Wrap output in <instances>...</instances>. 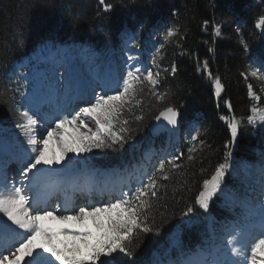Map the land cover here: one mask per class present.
Here are the masks:
<instances>
[{
  "label": "trees",
  "instance_id": "16d2710c",
  "mask_svg": "<svg viewBox=\"0 0 264 264\" xmlns=\"http://www.w3.org/2000/svg\"><path fill=\"white\" fill-rule=\"evenodd\" d=\"M113 8L105 12L99 0H0V130L5 134L23 122L20 116L22 97L26 89L20 77L24 68L19 67L23 59L30 60L43 47L77 45L97 53L110 56L117 62L120 50L131 37L137 58L151 63L155 48L163 40L168 27L176 26L179 33L170 39L158 58L164 73L160 90L170 89L173 93L169 103L179 107L181 124L180 138L176 142L177 162L184 167L173 174L167 185L160 189V198L149 213L153 231L140 233L134 242L131 256L114 254L112 264H161V261H176L180 252H189L197 247L214 243L207 227V213L215 217L216 236L227 240L225 229L231 220H240L241 211L228 210L218 205V196L210 201L205 211L195 204L204 179H209L218 163L224 162L226 151L233 155L229 161L239 164L248 161L254 166L250 190H245L249 203L257 199L262 179L260 169L264 167V128H254L247 123L251 107L255 105L248 95L247 84L264 97L260 82L251 75L245 80L242 73H250L256 63L264 57V40L260 38L255 24L264 14L262 0H105ZM99 13V15H97ZM208 20L205 27L203 21ZM216 24L220 35H214ZM243 39L247 45L240 43ZM138 45V47H137ZM209 48L212 51H209ZM208 61V70L203 62ZM175 63L177 71H170ZM198 65L199 70H198ZM152 67V64H151ZM125 72L121 71V76ZM219 76L224 87L221 97L216 96L214 78ZM263 83V82H262ZM141 106H133L132 112L125 111L122 119L129 121L132 138L123 148H93L81 153V159L91 168H119L126 173L138 170L137 165L148 171V176L158 168L162 155L171 151L172 143L166 141L165 133H155L148 127L167 106L151 96L147 86L138 95ZM229 101L232 109L225 104ZM258 105L264 107L262 99ZM235 116L241 121L237 139L231 148L225 145L231 140L227 122L221 116ZM135 116H143L137 121ZM199 130V139H204L211 149L194 154L196 159L187 162V149L191 135ZM190 132L187 136L186 133ZM8 135V134H6ZM199 140L197 142L198 144ZM151 148L149 158L145 152ZM171 159V158H169ZM203 169L204 171H201ZM147 176V177H148ZM185 181L187 183H185ZM226 184L232 183L226 174ZM243 188V186H242ZM136 188H132L134 191ZM256 189V190H254ZM243 191V190H240ZM167 193L165 195L164 193ZM191 205L194 211L184 215ZM138 245V246H137Z\"/></svg>",
  "mask_w": 264,
  "mask_h": 264
},
{
  "label": "snow or ice",
  "instance_id": "6c2138e0",
  "mask_svg": "<svg viewBox=\"0 0 264 264\" xmlns=\"http://www.w3.org/2000/svg\"><path fill=\"white\" fill-rule=\"evenodd\" d=\"M100 4L105 12L113 8V4L106 3L105 0H100ZM203 25L207 27L209 21L204 20ZM255 27L264 29V14L259 16ZM220 32V25L216 24L214 35L218 36ZM178 33L176 26L166 29L163 34L165 43L155 48L152 55V67L130 64L125 74L109 91L95 94L92 99L84 101V106L79 107L78 111L68 110L67 114L54 116L49 121L50 126L46 129V134H38V121L28 110L20 112L23 122L17 123L16 127L25 136L28 145L21 159V186L9 188L5 184L4 189L0 190V214L15 225V228L7 225L5 227L18 239L0 252V264H112L110 258L114 254H133V244L140 233L153 231L149 223V213L155 207L154 201L160 198V189L167 187L161 181L171 180L173 174L184 167L177 162L184 156L183 152L171 159L161 160L158 168L148 176L147 182H142L134 191L122 192L119 197L99 206L89 205L79 207L78 210L66 208L68 214L60 216L55 215V210L48 211L39 203L33 204L26 194L24 181L27 180L31 184L37 173L46 171L43 165L59 164L70 152L79 155L91 152L93 148H123L132 138L133 130L129 121L122 117L125 111L132 112L133 106L142 105V100L137 97L144 91L145 86L156 102L167 104L155 119L163 120L175 128L179 122L180 110L177 105L169 103V97L173 95L171 90H160L163 74L169 69H162L158 58H162L165 44ZM261 34L264 35V32ZM240 43L247 51V43L243 39ZM209 51L212 49L209 48ZM128 60L134 62L137 57L130 55ZM199 67L198 65V70ZM203 69L208 71L209 78H212L207 60L203 62ZM170 71L173 74L177 71L175 63L171 65ZM262 71L264 57L261 58L260 67H253L250 73L245 72L242 75L245 80L249 75L259 76L264 80V76L260 75ZM214 84L216 95L219 96L223 88L219 76L214 78ZM247 89L248 95L254 100L264 99L253 90V84L248 83ZM225 104L231 111L232 104L229 101H225ZM251 113L252 115L247 117V123L255 125L258 117L260 125L264 127V109L253 105ZM135 119L142 121L144 117L135 116ZM220 119L225 120L230 129L231 140L225 145L230 149L237 139L241 121L234 115L221 116ZM89 123L95 126L94 130L89 127ZM66 125H71L78 131L83 128L84 131L73 137L64 132ZM199 136L200 132L196 130V134L190 137L186 158L189 163L196 159L194 154L202 153L205 148L211 149V145L206 144L204 139H199ZM54 139L60 146L59 155H49V144ZM198 140V144L194 143ZM232 155L231 150L226 151L224 162L218 163L211 177L203 180L201 190L195 197V204L205 211L209 209L210 201L214 197L225 192L226 174L231 167L229 161ZM261 171L260 190L256 193L259 198V227L262 229L259 236L252 237L250 233L234 230L228 235L225 252L221 253L219 248L209 243L207 247H199L189 252L181 251L179 258L169 261L168 264H264V167ZM164 194L167 195L166 192ZM245 207L250 215H257L248 201H245ZM193 211L194 208L189 205L184 215ZM74 225L78 226L79 230H74Z\"/></svg>",
  "mask_w": 264,
  "mask_h": 264
},
{
  "label": "rangeland",
  "instance_id": "374dc122",
  "mask_svg": "<svg viewBox=\"0 0 264 264\" xmlns=\"http://www.w3.org/2000/svg\"><path fill=\"white\" fill-rule=\"evenodd\" d=\"M130 42L131 37L123 43L120 50L121 55L118 64L115 63L116 61L114 59L107 55L102 56L97 53L88 55L87 49L79 48L78 46L58 48L48 46L41 48L33 58L25 60L21 65V68H24L25 70L23 71L24 74L20 77V80L23 82L22 84L26 89V93H24V95L22 94L23 99L20 112L28 110L30 115L34 119H37V121L42 119L37 125L38 134H46V129L50 126L49 120L51 121L56 115L67 114V111L70 110V108L67 109L65 107L67 103L66 100V103L63 102L64 100L58 101V98L61 100L62 95L64 96L67 90L73 91L82 85L83 88H88L92 95L89 98L90 100L95 94H104L114 87L116 82L122 77L121 71L123 70L126 72L130 64L135 63L136 66L151 67L149 61H143L138 58L134 62L128 60V56L130 55L137 57V52ZM254 67H260V62L256 63ZM260 75L264 76V71H262ZM255 78L260 82L258 87L260 89L264 88V80H261L259 76ZM262 93L264 96V91H262ZM34 95L42 96L48 103L52 102V106L55 108L53 109L54 111L49 110L51 109V106L49 109L46 108L45 111L41 110L45 119L39 114L34 113V108H32L35 106L33 102ZM65 95L68 101L71 95ZM250 98L253 99L252 97ZM260 101L261 100H254L256 103L255 106L264 109L261 104H257ZM83 106L84 103L80 104V106H76L74 111H78L79 107ZM253 126L254 128L261 126L258 117L257 123ZM89 127L94 130L95 126L89 123ZM81 131H84V129L81 128L78 131L71 125H66L64 127V132L73 137L79 136ZM5 132L4 129L0 130V153L4 156L0 165V190L4 189L5 184H7L9 188L13 186H21V159L24 151L28 149L26 138L21 133L20 129L14 127V129H10V131L6 133L8 135H6ZM176 138H178L177 134L173 136V139ZM59 153L60 146L54 139L49 144V155H59ZM88 166L89 165L81 159V154L77 155L70 152L68 157L59 164L54 163L52 165H43L42 167L46 171L37 173L31 184L27 180L24 181L26 194L29 196L28 193L31 187L42 188L43 185L47 184L46 189L48 188V191L53 193V198L47 205L43 204V201L38 203L41 207H46L48 211L55 210V215L60 216L68 214V212L65 211L66 208H76L78 210L79 207H88L89 205L99 206L108 203L114 200V198L119 197L122 192H127V189L131 187V182L125 181L126 185L121 182L123 178H121L122 176L117 169L95 170ZM261 170L262 168L260 169V172H262ZM227 174L231 177L237 178V183H243L244 188L251 191L249 180L252 178L253 172L250 169L248 172L245 170L243 175L242 173H238L235 163H231V167ZM144 176L145 175H143V172L141 171L136 172L134 176L132 174L131 178L134 179L136 184H141L146 180V177ZM101 179L105 181L108 180L109 182L111 180L113 182H118L119 187L113 191L112 194L106 195L96 193L93 191V188ZM260 181L261 179L259 180V183ZM79 189H82L83 191L78 192ZM71 191L74 192L72 194V201L62 207L60 205V192L68 195ZM225 191H227V187H225ZM244 191L242 192L243 194L246 193ZM234 195H238V197L242 196L237 192L236 188H233V195L226 194L225 198H230ZM258 204L259 202L251 206L256 210L257 215H250L249 210L245 207L243 212L245 218L244 223L240 226L231 224V227L226 232L227 235L233 233L235 230L250 233L252 237H258L262 231L259 227ZM50 223L58 224V222ZM5 225L15 228V225H12L11 221L7 220V217L0 214V244L6 248L11 242L18 238H16L13 233L9 232ZM73 228L74 230H79L78 226L74 225ZM69 243H71V241H69ZM214 245L220 249L221 253L227 250V244L223 243L218 238L215 239Z\"/></svg>",
  "mask_w": 264,
  "mask_h": 264
},
{
  "label": "bare ground",
  "instance_id": "6f19581e",
  "mask_svg": "<svg viewBox=\"0 0 264 264\" xmlns=\"http://www.w3.org/2000/svg\"><path fill=\"white\" fill-rule=\"evenodd\" d=\"M84 83V82H83ZM76 93H78V91L77 92H75V94ZM65 94H67V92L65 93ZM64 94V96L62 95V99L60 100L59 98H58V101H63V102H65V100H66V105H65V107L68 109V108H72L71 109V111H74V109L76 108V106H80V104H79V102H77V99H73V100H71L70 102H68L67 101V98H66V95ZM87 95H89L87 98H86V100H89V98H90V96H92L91 94H90V92H87L86 93ZM74 95V94H73ZM85 99H84V101H86ZM83 101V102H84ZM53 104H52V102L51 103H49V104H46V105H44V107H41V109L42 110H44L45 111V109L46 108H48L49 109V107L51 108V109H49V110H51V111H54L53 109H55V108H53L54 106H52ZM33 108H35V107H33ZM47 111V110H46ZM34 113H37V114H39L43 119H45V116H43V113H41V111H40V109L37 107V109L35 108V110H34ZM55 114V113H54ZM56 115V114H55ZM35 120H37V119H35ZM40 121H42V119L40 120ZM40 121H38V123H40ZM44 121V120H43ZM50 121V120H49ZM48 122V121H47ZM82 189H79V191H81ZM90 193V192H89ZM55 196V195H54ZM44 198H46V200L44 201L43 199V204H48V202H50V200H52V198H53V193H51V191L50 192H48V194L47 195H44L43 196ZM70 200H72V193H70L68 196H67V200L65 201V204H67V203H69L70 202ZM5 250V249H4ZM4 250H2V248H0V252H3ZM5 254H6V252H5Z\"/></svg>",
  "mask_w": 264,
  "mask_h": 264
},
{
  "label": "water",
  "instance_id": "95a60500",
  "mask_svg": "<svg viewBox=\"0 0 264 264\" xmlns=\"http://www.w3.org/2000/svg\"><path fill=\"white\" fill-rule=\"evenodd\" d=\"M259 32H260V37L264 39V35L261 34L262 32H264V29H259ZM223 93H224V88H222V91H221L220 95L217 96V97H221L223 95ZM158 115L159 114H157V116ZM180 122H181V120H180V117H179L178 125H180ZM178 125L175 128H173L171 125H167V123L165 121H163V120L158 121V120L154 119L151 122L150 127H148V128L150 130L156 132V133H158V132L159 133L166 132V134L167 133L171 134V133H176L178 131V128H179Z\"/></svg>",
  "mask_w": 264,
  "mask_h": 264
}]
</instances>
